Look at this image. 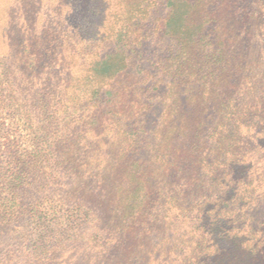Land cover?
<instances>
[{"label":"trees","instance_id":"16d2710c","mask_svg":"<svg viewBox=\"0 0 264 264\" xmlns=\"http://www.w3.org/2000/svg\"><path fill=\"white\" fill-rule=\"evenodd\" d=\"M103 3L91 45L0 35V264H264V25L237 0Z\"/></svg>","mask_w":264,"mask_h":264},{"label":"rangeland","instance_id":"374dc122","mask_svg":"<svg viewBox=\"0 0 264 264\" xmlns=\"http://www.w3.org/2000/svg\"><path fill=\"white\" fill-rule=\"evenodd\" d=\"M237 2L241 7L240 14L244 21L258 26L264 25V0H237ZM105 4L103 0H0V35L4 31L11 32L10 36L13 38H10L11 46L17 40L21 45L18 38H23L24 35L29 41L34 42L38 37L46 41L51 40L50 44L56 39L58 43L60 42L59 45L62 44L67 32L78 43L82 38H87L88 41L89 38H100L105 28V21L101 16V9L106 7ZM162 14H165V11L158 15ZM158 15H155L153 19ZM163 24L158 35L147 40L142 47L144 55L138 58V61L142 59L145 69H148L151 64L148 60L155 59V56L169 60L171 51L176 45L175 40L165 35ZM89 44L91 45L92 41H89ZM49 45L46 47L48 50ZM1 50L3 52V46L0 44V54ZM138 61H135V64ZM28 76L35 77L26 80V86L36 89V92L41 91L44 87L39 86L41 75L34 71ZM160 114L161 108L156 107L149 124L158 123ZM249 215L252 219H264V197L253 207Z\"/></svg>","mask_w":264,"mask_h":264}]
</instances>
